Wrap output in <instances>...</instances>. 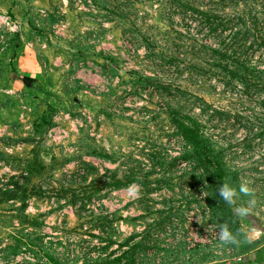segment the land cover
Masks as SVG:
<instances>
[{
  "label": "rangeland",
  "instance_id": "1",
  "mask_svg": "<svg viewBox=\"0 0 264 264\" xmlns=\"http://www.w3.org/2000/svg\"><path fill=\"white\" fill-rule=\"evenodd\" d=\"M0 264H264V0H0Z\"/></svg>",
  "mask_w": 264,
  "mask_h": 264
},
{
  "label": "clouds",
  "instance_id": "2",
  "mask_svg": "<svg viewBox=\"0 0 264 264\" xmlns=\"http://www.w3.org/2000/svg\"><path fill=\"white\" fill-rule=\"evenodd\" d=\"M128 191L130 194L135 195L138 193L139 189L135 185H130ZM240 194H243L244 196L251 195V189L248 184L241 183L238 189L228 182H222L221 184H219L218 195L228 205H235L236 200ZM247 212V207L243 205L239 206V215H246ZM218 237L220 242L225 245L238 244L237 236L231 231L227 223L222 224L218 228Z\"/></svg>",
  "mask_w": 264,
  "mask_h": 264
}]
</instances>
